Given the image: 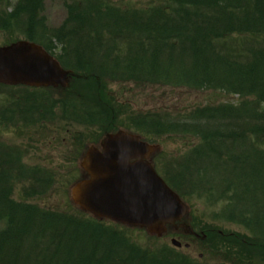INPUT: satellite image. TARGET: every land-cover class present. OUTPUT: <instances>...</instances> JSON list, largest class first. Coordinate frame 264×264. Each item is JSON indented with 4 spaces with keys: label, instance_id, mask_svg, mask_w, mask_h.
<instances>
[{
    "label": "trees",
    "instance_id": "16d2710c",
    "mask_svg": "<svg viewBox=\"0 0 264 264\" xmlns=\"http://www.w3.org/2000/svg\"><path fill=\"white\" fill-rule=\"evenodd\" d=\"M82 6L70 9L66 29L80 35L66 40L74 52L61 60L80 75L65 93L73 116H100L101 130L111 129L117 109L106 101V83L237 96L235 103L148 113L133 122L153 138L195 139L156 168L186 203L217 209L211 222L191 214L190 227L206 235L198 241L205 262L161 241L140 246L132 231L92 220L68 200L66 209L46 207L57 174L28 164L26 148L0 138V264H264V0H158L138 8L87 0ZM3 88L11 113L23 117L0 122L1 132L26 129L34 124L24 115L61 106L52 94L32 106L36 98Z\"/></svg>",
    "mask_w": 264,
    "mask_h": 264
},
{
    "label": "water",
    "instance_id": "95a60500",
    "mask_svg": "<svg viewBox=\"0 0 264 264\" xmlns=\"http://www.w3.org/2000/svg\"><path fill=\"white\" fill-rule=\"evenodd\" d=\"M69 72L35 44L23 41L0 47V84L65 89ZM101 151L90 146L80 161L87 178L70 189V201L79 210L99 220H110L146 230L159 237L169 226L182 223L187 206L155 173L150 156L160 147L140 141V137L119 131L103 138ZM171 244L180 247L171 240Z\"/></svg>",
    "mask_w": 264,
    "mask_h": 264
},
{
    "label": "rangeland",
    "instance_id": "374dc122",
    "mask_svg": "<svg viewBox=\"0 0 264 264\" xmlns=\"http://www.w3.org/2000/svg\"><path fill=\"white\" fill-rule=\"evenodd\" d=\"M54 1V0H53ZM56 2L51 4L49 8L50 13L47 15L49 19L48 24L45 25L46 30L49 32L52 28L55 30L62 26L64 22L67 10L61 0H55ZM61 1V2H60ZM79 2L80 0H72ZM158 0H107L109 4L118 5L120 7H132L138 8L139 6H146L150 2L155 3ZM45 5V3H44ZM45 6H50L47 3ZM44 6V7H45ZM67 9V8H66ZM7 6L5 2L0 1V19L7 21ZM3 21V22H6ZM6 28L0 29V46H4L9 42L20 40L15 33H12L9 24L6 22ZM55 54H58L57 51ZM106 101H110L114 106H121L124 109V114L117 116L116 125L126 126L129 118L152 114L163 115L164 113H175L176 110H188L195 108L200 105H207V103H216L218 101L224 102H236L237 96L225 97L223 93H215L212 91H192L188 88H172L169 86L153 85L152 87H141L138 88L134 85L129 84H115L106 83L105 92ZM57 95L55 94V98ZM44 100H48L44 98ZM40 102L36 99L32 106H38ZM8 105L3 96H0V108ZM264 108V107H263ZM50 109V108H49ZM53 109V110H52ZM46 110H39L34 114V117L28 118L32 126L26 129H4L0 131V138L9 144H15L23 146L28 150L27 163L30 165H41L42 167L52 170L57 174L55 179V186L48 195L47 200L43 202L46 207H52L55 209H63L66 207L64 204L67 203L66 192L72 187V182L78 180L79 175L76 171V162L73 161L76 153L75 148L78 144H89L93 143L100 136L101 131L99 124H94L87 128L79 126L77 123L78 118L70 117L71 120L66 119V115L73 116L72 114H64L61 108L56 106ZM37 121V122H35ZM21 122V121H20ZM30 129V130H29ZM99 130V131H98ZM145 140L150 144H156L161 148V152L155 157V164L158 166L161 164L163 158L176 156L183 152L187 147V144L196 143L195 139L177 140V137L165 135V137H150L143 135ZM187 143V144H186ZM78 154V153H77ZM77 156V155H76ZM78 158H75V161ZM190 206L188 210L192 211L193 217H196L198 222H208L209 216L217 209L207 208L203 201H197L194 199L190 200ZM3 224L0 223V229ZM225 231L241 232V228L238 226L222 224L220 226ZM197 229V228H196ZM143 234V233H142ZM132 240L138 242L141 246H148L153 241L146 239L144 235L133 234ZM174 236L167 235L161 240L165 245H170V240ZM175 238V237H174ZM147 241L149 242L147 244ZM182 247L180 252L188 255L190 258H197L200 254V250H204L198 241L194 242L181 235V239H178ZM188 246L187 249L184 246ZM203 258V257H202ZM202 263L205 260H201Z\"/></svg>",
    "mask_w": 264,
    "mask_h": 264
},
{
    "label": "flooded vegetation",
    "instance_id": "af4514ba",
    "mask_svg": "<svg viewBox=\"0 0 264 264\" xmlns=\"http://www.w3.org/2000/svg\"><path fill=\"white\" fill-rule=\"evenodd\" d=\"M1 1V0H0ZM7 6V23L12 33L18 35L23 40H32L46 47L51 53H62L63 47L57 43V40L69 39L74 36L73 32L63 33L55 31H47L45 25L48 24L49 19L47 15L50 13L51 4L55 3L54 0H2ZM63 4H71V0H61ZM60 1V2H61ZM50 3V6H45ZM45 6V7H44ZM68 5H65V10ZM68 11V10H67ZM68 18V13L65 15L63 21ZM11 20V21H10ZM80 34V33H79ZM70 52H74L72 49H66ZM80 48L77 51L80 52ZM101 143H99L98 149H100Z\"/></svg>",
    "mask_w": 264,
    "mask_h": 264
}]
</instances>
